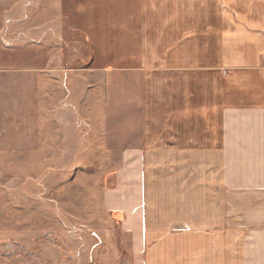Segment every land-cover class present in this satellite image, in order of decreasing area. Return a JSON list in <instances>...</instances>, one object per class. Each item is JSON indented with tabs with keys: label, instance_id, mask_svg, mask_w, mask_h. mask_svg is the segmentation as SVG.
Returning a JSON list of instances; mask_svg holds the SVG:
<instances>
[{
	"label": "rangeland",
	"instance_id": "obj_1",
	"mask_svg": "<svg viewBox=\"0 0 264 264\" xmlns=\"http://www.w3.org/2000/svg\"><path fill=\"white\" fill-rule=\"evenodd\" d=\"M148 2L0 0V264H138L136 229L177 214L150 188Z\"/></svg>",
	"mask_w": 264,
	"mask_h": 264
},
{
	"label": "crops",
	"instance_id": "obj_2",
	"mask_svg": "<svg viewBox=\"0 0 264 264\" xmlns=\"http://www.w3.org/2000/svg\"><path fill=\"white\" fill-rule=\"evenodd\" d=\"M149 11L150 75H163L150 122L164 124L160 137L150 125V188L171 180L180 198L176 215L152 211L136 229L137 263L264 264V0H149Z\"/></svg>",
	"mask_w": 264,
	"mask_h": 264
}]
</instances>
